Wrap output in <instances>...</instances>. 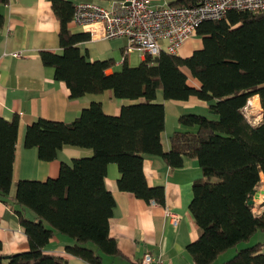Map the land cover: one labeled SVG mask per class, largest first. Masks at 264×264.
Listing matches in <instances>:
<instances>
[{"label": "trees", "instance_id": "16d2710c", "mask_svg": "<svg viewBox=\"0 0 264 264\" xmlns=\"http://www.w3.org/2000/svg\"><path fill=\"white\" fill-rule=\"evenodd\" d=\"M50 1L60 21L63 52L42 51L41 59L55 79L67 84L70 97L109 90L116 98L138 102L123 106L118 116L105 114L94 102L72 123L39 119L28 126L25 146L37 147L42 160L55 159L64 145L91 148L94 153L72 164L62 163L56 179L18 181L14 196L19 117L0 118V201L15 208L30 244L28 251L11 255L9 264H65L45 253L55 233L75 240L67 251L89 264H104V256H121L109 234L117 203L105 185L108 166L118 167L119 190L164 205L163 187L147 183L143 171L147 155L161 156L171 168L183 166L185 158L194 159L202 171L189 205L199 231L198 239L187 246L191 264H264L263 243L241 248L258 231L264 232V209L260 215L253 212L264 176V12L230 11L224 19L202 22L196 34L203 45L189 57L147 55L137 66L125 63L109 73L115 64L112 59L91 61L81 52L78 44L90 35L70 31L75 6L65 0ZM7 3L0 0V5ZM4 21L0 13V29ZM184 69L200 88L188 84ZM159 92L165 100L196 96L208 103V115L188 113L178 118L169 151L161 141L166 122L165 106L156 101ZM255 95L263 109L258 125L243 113ZM23 209L34 212L35 218H27ZM2 247L0 241V264ZM235 249L232 257L219 261Z\"/></svg>", "mask_w": 264, "mask_h": 264}, {"label": "crops", "instance_id": "0c3cea01", "mask_svg": "<svg viewBox=\"0 0 264 264\" xmlns=\"http://www.w3.org/2000/svg\"><path fill=\"white\" fill-rule=\"evenodd\" d=\"M65 1L71 2L74 6L79 3H95L107 9H110L114 2V0ZM0 13L5 20L3 28L0 29V118L11 120L15 115L19 117L11 193V196H14L18 181L45 182L48 179H56L62 163L72 164L74 159L88 158L94 153L91 148L64 145L55 159L42 160L37 147L25 146L24 139L28 126L39 119L72 123L94 102L101 104L105 114L118 116L123 106L138 101L116 98L109 90L101 94H86L75 99L70 97L67 84L55 79L53 70L46 67L41 59L42 51L58 54L63 52L59 37L60 21L50 0H8L7 4L0 5ZM68 27L72 33L84 32L72 20ZM128 45L129 41L124 37L113 39L91 37L78 44L81 52L87 53L91 61L112 59L115 64L108 70L109 73L123 67L125 63L129 66L140 64L147 56L138 49H133L125 55ZM202 45V38L196 34L182 44L177 55L189 57ZM184 72L187 74L188 84L200 88V82L189 70L184 69ZM252 99L254 105L261 108L260 123L263 118L260 98L255 95ZM156 101L162 102L165 106L166 126L161 137L165 151L170 150V136L179 128L178 118L181 115L209 114L208 103L196 96H191L187 100H165L162 92H159ZM143 171L150 187H163L164 205L147 203L131 192L119 190L118 167L116 164L108 166L105 185L117 203L110 222L109 234L116 240L121 256H104L103 263L140 264L143 255L150 253L155 257H161L163 264H191L192 257L187 246L199 237L198 227L189 212L193 184L203 176L198 162L185 158L183 166L171 168L161 156L147 155L143 161ZM261 183L264 184V176ZM262 191L264 187L259 191L264 194ZM257 198L255 197V205L260 206ZM261 199L259 201L263 203L264 200ZM167 211L180 215L178 225L172 224L166 214ZM21 212L30 219L36 216L29 209H23ZM260 234L262 235L258 243L264 244V232ZM0 241L3 245L2 264H9L11 255L30 249L29 240L15 208L1 201ZM74 244L75 240L72 238L55 233L46 246L45 253L61 259L65 264H89L67 251V246ZM222 257L219 259L220 262L229 259L228 256L226 259Z\"/></svg>", "mask_w": 264, "mask_h": 264}, {"label": "built area", "instance_id": "2783aa9c", "mask_svg": "<svg viewBox=\"0 0 264 264\" xmlns=\"http://www.w3.org/2000/svg\"><path fill=\"white\" fill-rule=\"evenodd\" d=\"M179 0H114L110 9L95 3L75 6L72 21L95 39L127 38L124 54L138 49L152 57L161 53L177 54L182 44L197 33L208 20L224 19L228 12H264V0H196L194 4H175ZM261 108L251 98L243 113L252 125H258ZM257 206V205H255ZM253 212L261 214V209ZM173 225L180 215L167 211ZM140 264H163L161 257L145 253Z\"/></svg>", "mask_w": 264, "mask_h": 264}, {"label": "rangeland", "instance_id": "374dc122", "mask_svg": "<svg viewBox=\"0 0 264 264\" xmlns=\"http://www.w3.org/2000/svg\"><path fill=\"white\" fill-rule=\"evenodd\" d=\"M139 64V63H138ZM137 64V65H138ZM137 65H135V66H137ZM122 68V67H121ZM121 68H117L116 70H120ZM263 187H264V184L263 183H261L260 184V189H259V191L261 190V189H263ZM259 191L257 192V193H259ZM260 195V194H259ZM259 197V196H258ZM258 199V198H257ZM262 199L264 200V197H262ZM259 201V200H258ZM259 203H260V206H255V211H257V210H260L261 209V212H262V208H264L263 206H261V201H259ZM260 233H262L261 231H258V233L257 234H255L252 238H251V240L249 241V242H245L244 244H242V247L243 246H248V245H254V244H257L258 242H259V238L261 237V235L262 234H260ZM233 251L234 250H230L224 257H222V259H226V256H228V258H230V257H232L233 255H234V253H233ZM235 251H236V249H235Z\"/></svg>", "mask_w": 264, "mask_h": 264}, {"label": "water", "instance_id": "95a60500", "mask_svg": "<svg viewBox=\"0 0 264 264\" xmlns=\"http://www.w3.org/2000/svg\"><path fill=\"white\" fill-rule=\"evenodd\" d=\"M262 192H264V191H262ZM259 196V194L258 193H256V195H255V197L257 198ZM255 199V198H254ZM250 204H252L253 203V201H250L249 202Z\"/></svg>", "mask_w": 264, "mask_h": 264}, {"label": "bare ground", "instance_id": "6f19581e", "mask_svg": "<svg viewBox=\"0 0 264 264\" xmlns=\"http://www.w3.org/2000/svg\"><path fill=\"white\" fill-rule=\"evenodd\" d=\"M260 193V192H259ZM260 197H258L259 198V200L262 198V197H264V194H261L260 193V195H259ZM262 200V199H261ZM259 202V201H258Z\"/></svg>", "mask_w": 264, "mask_h": 264}]
</instances>
